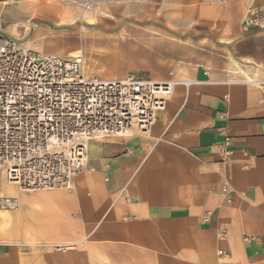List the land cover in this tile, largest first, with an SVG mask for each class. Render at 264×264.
Wrapping results in <instances>:
<instances>
[{"label": "crops", "instance_id": "0c3cea01", "mask_svg": "<svg viewBox=\"0 0 264 264\" xmlns=\"http://www.w3.org/2000/svg\"><path fill=\"white\" fill-rule=\"evenodd\" d=\"M25 1L0 3V37L22 42ZM198 2L204 33L176 42L170 77L192 83L177 85L149 134L91 140L73 191L21 193L15 211L1 207L18 188L0 171V264H176L183 252L212 264L264 258V30L243 27L247 7L264 0ZM53 37L40 24L22 43L50 53ZM84 45V55L97 49ZM63 244L80 249L63 252Z\"/></svg>", "mask_w": 264, "mask_h": 264}, {"label": "built area", "instance_id": "2783aa9c", "mask_svg": "<svg viewBox=\"0 0 264 264\" xmlns=\"http://www.w3.org/2000/svg\"><path fill=\"white\" fill-rule=\"evenodd\" d=\"M243 27L264 30V3L247 7ZM23 46L15 37H0V171L23 191H72L89 140L149 131L184 82L87 75L83 55H43ZM225 136L222 154L229 161L231 138ZM223 192L231 198L227 185ZM2 201L7 209L19 207L17 198Z\"/></svg>", "mask_w": 264, "mask_h": 264}, {"label": "rangeland", "instance_id": "374dc122", "mask_svg": "<svg viewBox=\"0 0 264 264\" xmlns=\"http://www.w3.org/2000/svg\"><path fill=\"white\" fill-rule=\"evenodd\" d=\"M198 1L205 0L25 1L24 4L30 10V16L25 22L31 21V25L27 29L24 22L21 25L23 34L18 38L25 42L38 25L47 24L53 28L54 45L45 47L43 50L46 52L56 53L59 49L63 55L72 51L71 55L76 50L75 54L81 50L84 52L82 48H85V42L87 45H96V50L87 49L86 52L88 75L117 78L107 74L114 72L121 77L132 73L142 78H170L175 73L172 57L176 42L192 43L195 40L189 39L199 36V19L195 7L202 2ZM82 29L101 37L85 41L81 38ZM86 239L83 244L87 242ZM177 257L176 264H212L200 252H183L177 254ZM226 258H221L220 252H217L218 261ZM236 264H264V258H237Z\"/></svg>", "mask_w": 264, "mask_h": 264}, {"label": "bare ground", "instance_id": "6f19581e", "mask_svg": "<svg viewBox=\"0 0 264 264\" xmlns=\"http://www.w3.org/2000/svg\"><path fill=\"white\" fill-rule=\"evenodd\" d=\"M18 1V0H17ZM17 1H15V2H17ZM15 2H9V3H4L3 1H0V3L2 4V5H8V4H11V3H15ZM81 38L83 39V40H85L86 39V34H85V30L84 29H82L81 30ZM85 42V41H84ZM25 49H28V50H33V49H30V48H28V47H26L25 45L23 46ZM93 49H94V47H92ZM83 49V48H82ZM36 51V50H35ZM39 53H41V54H43V55H58V54H53V53H43V52H40V51H38ZM84 52L81 50V52H78L77 54H75V55H83L84 56V59H85V70H86V74L88 75V73H87V68L89 67V65L87 64V57H86V55H84L83 54ZM72 55H74V54H69L68 56H72ZM58 56H61V55H58ZM251 81H252V78H249ZM181 81H184V82H181L180 84H183V85H185L186 87H188L189 85H187L185 82H187V81H190V80H181ZM176 87L177 86H175V89H176ZM174 94V93H173ZM172 94V95H173ZM172 97V96H171ZM170 97V98H171ZM170 100V99H169ZM168 104V103H167ZM167 107V106H166ZM163 110H165V109H163ZM163 110H160L159 112H161V111H163ZM159 112H158V114H157V118H156V122H155V124H154V126L156 125V123H157V121H158V116H159ZM153 128V127H152ZM152 128L149 130V131H139V132H137V133H134V134H128V133H124V134H122V135H111V136H105V137H99V138H101V139H105V138H109V137H131V136H135V135H147V134H149L151 131H152ZM94 139H97V138H93V139H91V140H94ZM91 140H89L88 141V146H87V157H86V165L84 166V167H86L87 166V164H88V160H89V155H88V152H89V143H90V141ZM3 172V171H2ZM5 173V172H4ZM6 175V174H5ZM75 177V176H74ZM74 177H73V179H74ZM6 178H7V182L9 183V184H11V185H15L17 188H18V193L17 194H15V195H10V194H7V195H5V196H3L2 197V199H1V207L3 208V209H5V210H10V211H15V210H18L20 207H21V200H20V194L21 193H25V192H41V191H54V190H38V191H23L20 187H19V185L16 183V182H14V181H12V180H10L8 177H7V175H6ZM73 179H72V183H73V187H74V182H73ZM224 188V187H223ZM55 190H67V189H55ZM74 190V189H73ZM72 190V191H73ZM68 191H70V190H68ZM7 196H9V197H14V198H17L18 200H19V207L17 208V209H7L6 207H4L3 206V198L4 197H7ZM209 221V220H208ZM208 221H206V222H208ZM75 249V247L74 246H72V244H63L62 246H61V251H63V252H69V251H72V250H74ZM229 253L227 252V251H224V250H222V251H220V255H221V258H223L224 256H227Z\"/></svg>", "mask_w": 264, "mask_h": 264}]
</instances>
